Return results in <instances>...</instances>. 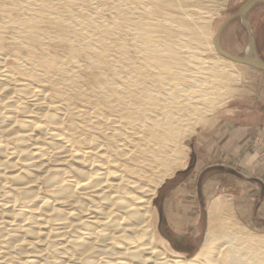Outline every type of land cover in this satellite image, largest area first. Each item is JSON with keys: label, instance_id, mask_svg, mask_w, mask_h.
Segmentation results:
<instances>
[{"label": "bare ground", "instance_id": "obj_1", "mask_svg": "<svg viewBox=\"0 0 264 264\" xmlns=\"http://www.w3.org/2000/svg\"><path fill=\"white\" fill-rule=\"evenodd\" d=\"M33 5V1L29 0H10L9 5L0 3L1 12H20L17 17L9 16L0 21V33L6 25H10L18 35L28 36L29 41L27 43L15 37L13 45L18 49H26L27 57L23 59L16 56L12 68L3 70L0 67V106L4 109L0 111V133L12 135L16 141L15 146L11 144L12 151L0 142V264H63V258L73 259V256L80 259L81 264H103L101 259H94L98 254L117 256L115 261L104 264H264L259 262L261 257L256 254L257 248H251V238L232 231L226 224L227 221L219 225L212 222L219 210L217 198L209 205L212 224L192 258H167L149 242L139 244L134 235L138 233L137 230L143 234L146 231L147 205L153 193V189H144L143 180L139 181L136 177L143 179L147 175V157L143 151L150 148L151 144L170 145L174 142L179 132L177 125L184 122L186 116L181 113L182 109L168 114V106L176 103L164 100L166 102L160 105L157 94L150 85L167 84L172 89L171 78L186 77L187 83H175L183 93L184 100L193 89L195 94L192 98H204L207 96L206 90H202L205 76L195 74L202 73L199 72L202 70L201 65L190 69L189 75L184 74L183 68L172 69L181 60L176 56L175 47L167 45L154 32L141 31L139 26L130 29V36L140 42L137 43V51L143 64L140 69L130 62V65L122 66L130 69L131 76L128 75L129 79L125 77V80L128 79V90L132 95L141 97V104L135 107L131 105V108L127 103L128 107H122L114 102L113 97L123 104L126 96L118 91L119 83L109 80L105 73V67L115 72V64L109 60L110 57L107 58L106 45L93 43L97 34L106 33L111 25H116L115 19L109 21L94 16L79 18L73 7L66 8L62 14L54 13L46 0L37 9H33ZM42 22H47L54 28L67 24L73 30L85 31V34L80 38L54 34L53 39L66 47L62 59L55 60L46 48V39L51 35L47 30L40 31ZM243 22L247 24L246 19ZM121 35L113 46L118 49L117 55L128 62ZM247 49L242 55L245 59L251 61L258 58L252 39ZM79 54H84L90 62L86 66H77L98 68L99 78L96 76L98 79L96 82L93 79L95 84L91 85L97 93L98 102L92 104V111L85 113L83 126L78 130L80 133L74 137L70 135L68 139L64 136V130L68 128L65 129L62 110L67 112L65 110L74 109L75 103L71 99L85 94L78 85L77 71H73L77 68L75 64L79 60ZM217 55L226 59L219 53ZM227 61L233 63L229 59ZM149 68L154 71H148ZM141 69L150 73L139 77L136 73ZM118 73L115 75L119 76ZM15 74L22 75L23 79L11 84ZM29 82L37 84L32 86ZM40 84H47L57 94L55 96L52 92L55 96L53 101L49 99L51 96L47 98V93ZM146 84L150 87H143ZM64 89H68L70 94ZM128 90H124L125 93ZM99 105L117 113L120 117H116V122L122 125L121 129L115 128L116 133L107 136L108 148L104 146L106 149L102 148L104 143L100 147L101 144L95 139L97 137L94 138L93 135L96 131L99 133L110 119L102 114V107ZM126 110L131 112L127 113ZM125 118L127 121L124 123L121 119ZM111 140L115 142L111 143ZM76 142L82 143L81 146L78 144L81 148H72L79 147ZM154 171L149 175L151 181L161 177ZM38 182L51 189L52 201L37 197L34 188ZM18 199L27 203L34 202V205L39 206L36 209L18 211L15 208ZM161 218L162 214L160 220ZM73 220L83 227V235L63 239L66 224ZM115 235L122 236L124 241L121 245L115 243ZM256 242V245L264 246V240ZM123 259L124 261H119Z\"/></svg>", "mask_w": 264, "mask_h": 264}, {"label": "rangeland", "instance_id": "obj_2", "mask_svg": "<svg viewBox=\"0 0 264 264\" xmlns=\"http://www.w3.org/2000/svg\"><path fill=\"white\" fill-rule=\"evenodd\" d=\"M29 1H33L34 3L33 9H37L41 6L43 0H29ZM46 1H48L50 9L54 13L57 12L59 14L60 13L62 14L66 10V8L73 7L76 9L77 11L76 14L79 18H88L94 16L95 18L101 19L102 17L109 21L115 19L116 25H111V27L109 28L110 30L108 29L107 30L108 32L106 33L97 34L93 38L94 40L93 43L96 45L98 44L99 46L106 45L105 52L107 54V58L110 57L109 60L113 61V63L115 64L114 69L117 72L116 71L114 72L111 68L105 67L106 70L105 73L109 80H113V82L116 84L119 83L117 84L118 91L123 96H126L125 102L123 104L120 103L118 100H116L115 96L113 97L114 102L119 104L120 106L122 105V107H128L129 105H130L129 107H131V105L135 107L136 105L141 104V97L137 94L132 95L130 93V90H128L129 85L127 83V80L129 79V76H131L129 75L130 69L122 66L124 64L130 65V63H132L136 66H139L138 68L140 69L142 68L141 66L143 64L141 55L137 51L138 50L137 46H139L138 44L140 42H138L137 39H133L132 35L130 36L131 33L130 29L132 28L134 29L135 27L139 26L141 31L144 32L151 31L152 33L154 32L153 34L154 35L156 34V36H160L159 38L165 41L167 45H172L173 47H175L176 56L177 57L179 56L181 60L177 65H173L174 67H172V69L183 68L184 74L189 75V70L196 67V65H201L202 67V70L199 71L202 73L196 72L195 74L197 75L202 74L205 76L204 87L202 88V90L203 89L206 90L207 96L206 97L204 96V98L199 96L192 98L191 96L195 94V90L193 89L189 92L190 96L186 99L187 101L184 100L185 97L183 96V93L179 91V87L175 85V83L179 82L178 83L179 85H183L187 83L188 79L186 77L176 76L175 78H171V82L173 83L171 84L172 89H170V86H166L167 84L156 85L154 83V85L153 84L150 85L151 87L148 84L143 85V87H147V88L150 87L154 90V92L157 94V98L160 105L166 102V101L163 102L164 100H172L176 103L168 106V108L166 109V110L169 109L170 111L168 114H170L171 112H176L178 109H182L181 113L185 114L186 116H184L185 118L184 122H180V124L177 125L179 132L175 136L174 142H172L170 145L151 144L150 148H146L143 151L147 157V165H145V171L147 175H145L143 179L139 178V176L136 177L138 178L137 180L139 179L143 180L142 185L144 186V189L145 188L150 190L153 189V193H151L149 204L147 205V212H146L147 218L145 222L146 231L143 234L141 233L140 230H137L139 234L138 233L134 234L137 242L139 244H143V242L144 243L149 242L150 245L153 246L156 251L163 253V255L167 258H173V257H180L184 259L192 258L198 251L205 237V233L207 229L212 224V223L210 224L209 205L210 202L214 200V198H217L219 199V203H220L219 210L214 215V220L212 219V222L215 223L216 225H219L220 223L227 221L226 224H228L231 227V229H233L232 231H235V233L238 232L237 234L241 236L243 235L246 238L249 239L251 238V248L254 249L257 248L256 254L261 257L259 262L264 263V246L260 247L258 244L257 245L255 244L257 243L256 241L260 243L261 240H264V224L262 223L257 224L253 220H251V216H250L251 204L247 205L248 208H246L247 209L246 212L242 210L238 212L237 208H241V204L232 202V199L229 198V196L218 197L217 195H210V197L204 199L206 201H203L199 207V221L197 224V231L199 232V234L197 235H184L182 237H178L171 234L168 227L165 226L164 221L161 222V224L158 226L161 214H162V219H164L161 203H162L163 195L167 191V188L169 187V185L171 186L174 183L183 180L185 175L188 172H190L194 167L193 165L194 150L192 148V144L194 143L193 142L194 136L196 135L197 130H199V128L202 125L206 124V122L210 120L214 114H219L223 112L224 111L223 109L225 107L227 108V105H229L228 102L237 98V96L244 95L251 97V80L260 77L262 73L260 72L261 70H257L253 67H249L243 64H238L233 61H232L233 63H231L227 61L228 59L219 57L213 45V37L216 34L219 26L228 17H230L233 13H235L238 10V8L247 0H46ZM0 3L3 5L4 4L9 5L10 0H0ZM19 13L20 12L17 10L12 12H8V11L1 12L0 10V21L9 18V16L17 17L20 15ZM243 19L247 20L248 25L245 24V22H243ZM41 24L42 25L40 26V31L47 30L49 32L48 34L51 35L50 38L46 39L47 51L52 54L51 58H54L55 60H59V61L60 59H62V55L66 53L65 52L66 47L62 45V43H58L53 39L54 34H61V35L63 34V36L65 35L66 37L69 38H74L75 36L77 38H80L81 35L83 36L85 34L84 33L85 31L80 32L73 30L71 26L67 24H65L61 28L51 27L47 24V22L44 23L42 22ZM119 34L120 35L122 34L124 36L123 37L121 35V38L123 40L122 43H124L123 47H125L124 49L126 50V51L124 50L125 53L124 55L127 58L128 62H126V60H122L120 56H118L119 54L117 55L118 49L116 47L114 48L113 46V44L115 45V42H117L118 37L120 36ZM15 37L20 38L24 42L27 43L29 42L27 39L28 36L26 37V35L24 34L18 35L17 31L14 30L10 25H6V27L2 29L0 33V67L3 70L13 67L12 65H14L15 63L16 56L19 57L21 56L23 59L27 57L28 51L26 49H18L13 45ZM251 39L253 41V46L257 57L264 61V0L255 4L246 13L245 18L238 17L232 20L221 32L219 37V42L221 47L227 52L233 55L242 56L248 50L247 45ZM108 48L110 50H108ZM111 56L113 58H111ZM85 58L87 59V57H85L84 54H79L78 56L79 60H77V64H75L77 68L73 69V71H77L78 85L81 88H83L85 94L84 96H80L79 98L71 99L72 103H75L74 109L65 110L67 112H64V110H62L64 126H66L65 129L68 128L64 130V136L67 137L68 139L70 138L69 137L70 135L71 137H74L80 133V131L78 130H81L83 126L84 117L86 115L85 113L89 112V110L92 111L91 110L92 104L98 102V98H97L98 96L93 87L96 80L99 78L98 70H97L98 68L97 67H90L91 69L81 68L82 66H86L90 62L88 59L86 60ZM118 63H121V65ZM77 65H80L81 67ZM92 68L96 70L93 71ZM82 71H84V73ZM148 71L152 72L154 70L149 68ZM94 72L96 75L94 74ZM118 72L121 74H119ZM86 73L88 74V76H86ZM89 73H91L92 75ZM115 73H118L119 76H116ZM149 73L150 72L141 69L137 71L136 75L141 77ZM96 76L98 78H96ZM111 76L114 77L112 78ZM125 77H127L128 79L125 80ZM166 77L169 76L166 75ZM21 79H23L22 75L15 74L13 76V80L11 81V84L17 81L21 82ZM93 79L95 80V82ZM117 79H119L120 82ZM23 81L24 83H27V81L25 80ZM166 81L167 80H164V82ZM120 83L121 86H119ZM36 84H30L29 82V85L32 86H35ZM40 85L45 89L46 91L45 93H47V98L51 96L49 99H51L50 101H53L52 98L55 97L57 94H55V92L52 89H50V87L47 84H40ZM64 90L67 92V94H70V91L68 92V89H64ZM64 90L63 92H65ZM124 90L126 91L128 90V92L125 93ZM170 90L173 92L172 93L168 92ZM156 91L160 93H157ZM52 92L55 94V96L53 95ZM86 93L88 94L89 97L87 96ZM164 95L167 96L168 99H166ZM178 96L180 98H178ZM127 103H129V105H126ZM87 105H88V109H87ZM183 105L187 108L183 107ZM99 107L100 108L102 107L101 108V112L103 111L102 114L104 116L106 115L110 119L106 124V126L101 127L103 128L102 130H100V132L102 131L101 133L100 132L98 133L97 131L96 132L93 131L96 133V134L93 133V135L94 138L97 137L95 139L97 143L101 144L100 147L104 143L102 148L106 149L105 147H107L108 145L107 136L116 133L117 130H115V128L121 129L122 125L121 124L119 125V122L118 123L116 122L117 120L116 117L117 118L120 117L117 115V113H115L114 111L112 113L111 110L106 109L102 105H99ZM1 109L2 107L0 106V111L4 110ZM130 110H126V112L127 113L131 112ZM153 110L156 111V108H153ZM73 113L75 115H73ZM128 115L129 114H127V116ZM72 117L73 119H71ZM121 121L125 123V121H127V118L121 119ZM185 121L187 122L185 123ZM72 122L75 124H73ZM67 125L68 126L71 125V126L68 127ZM109 125H111V127ZM70 127L71 129L69 130ZM105 130L108 132H106ZM72 132L73 134H71ZM101 135L102 136L104 135L105 137L104 136L102 137ZM99 138H102L104 141ZM0 142L9 151H12L13 145L15 146L16 144L15 138L12 135H7L3 132L0 133ZM110 142L114 143L115 141L111 140ZM67 144L69 145V141ZM75 144L76 146L82 145V143L79 142H76ZM80 146L78 148L72 146V148L79 149L81 148ZM153 171L156 175H159L161 177L154 181L153 180L151 181L150 179L151 177H149V175L151 176V173ZM140 183H142V181ZM34 192L38 198H43L48 201H52L53 199L51 189L42 182L40 183L38 182L35 185ZM38 206L39 204L34 205V202L27 203L24 202L22 199H18L15 204V208H18L16 209L18 211L27 210L30 208L36 209V207ZM66 225L67 226L64 229L65 235L63 236V239L74 238L83 235L84 229L79 223H77V221L73 220L72 222H69ZM114 238H115L114 239L115 243H117L118 245H121V243H123L122 241H124L121 235H117V236L115 235ZM254 238L255 240H253ZM256 238L258 240H256ZM116 257H117L116 255L114 256V255L98 254L95 255L94 259L95 260L101 259V261L104 264L106 262L111 263L112 261H115ZM62 260H63V264H81L80 259L74 256L73 259L63 258ZM119 261H124V259Z\"/></svg>", "mask_w": 264, "mask_h": 264}, {"label": "crops", "instance_id": "obj_3", "mask_svg": "<svg viewBox=\"0 0 264 264\" xmlns=\"http://www.w3.org/2000/svg\"><path fill=\"white\" fill-rule=\"evenodd\" d=\"M251 80V97L240 95L197 130L193 169L169 185L163 195V218L171 234L197 235L199 207L210 195L229 196L251 220L264 224V71ZM239 207V206H238Z\"/></svg>", "mask_w": 264, "mask_h": 264}, {"label": "water", "instance_id": "obj_4", "mask_svg": "<svg viewBox=\"0 0 264 264\" xmlns=\"http://www.w3.org/2000/svg\"><path fill=\"white\" fill-rule=\"evenodd\" d=\"M262 0H247L245 3H243L238 10L233 13L230 17H228L218 28L216 34L213 37V45L217 53H219L221 56L225 57L226 59H229L235 63L243 64L249 67H253L257 70L264 71V61L260 58H257L255 60H247L243 56L233 55L226 50H224L219 42V37L223 29L235 18L243 17L245 18L246 13L257 3H259Z\"/></svg>", "mask_w": 264, "mask_h": 264}, {"label": "built area", "instance_id": "obj_5", "mask_svg": "<svg viewBox=\"0 0 264 264\" xmlns=\"http://www.w3.org/2000/svg\"><path fill=\"white\" fill-rule=\"evenodd\" d=\"M261 158L264 159V135L259 141Z\"/></svg>", "mask_w": 264, "mask_h": 264}]
</instances>
